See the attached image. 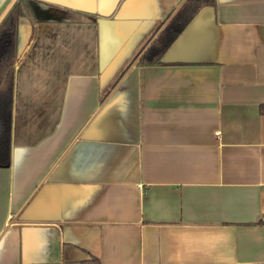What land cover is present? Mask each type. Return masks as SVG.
Here are the masks:
<instances>
[{
    "label": "crops",
    "instance_id": "crops-1",
    "mask_svg": "<svg viewBox=\"0 0 264 264\" xmlns=\"http://www.w3.org/2000/svg\"><path fill=\"white\" fill-rule=\"evenodd\" d=\"M182 2H31L0 264H264V0H218L127 69Z\"/></svg>",
    "mask_w": 264,
    "mask_h": 264
},
{
    "label": "trees",
    "instance_id": "trees-1",
    "mask_svg": "<svg viewBox=\"0 0 264 264\" xmlns=\"http://www.w3.org/2000/svg\"><path fill=\"white\" fill-rule=\"evenodd\" d=\"M33 0H15L0 20V166H9L12 159V122L15 70L21 59L17 53V32L21 22L33 26L30 42L34 38L37 23L31 2ZM218 0H183L158 27L154 35L132 59L127 69L133 65H163L164 57L183 30L204 8H215ZM264 114V105L260 107ZM264 224V218L256 222ZM98 259L84 261V264H99Z\"/></svg>",
    "mask_w": 264,
    "mask_h": 264
},
{
    "label": "water",
    "instance_id": "water-1",
    "mask_svg": "<svg viewBox=\"0 0 264 264\" xmlns=\"http://www.w3.org/2000/svg\"><path fill=\"white\" fill-rule=\"evenodd\" d=\"M14 1H15V0H13V1L11 2V4H10L9 7L7 8V10L4 12V14L2 15V17L6 14V12H7V11L9 10V8L12 6V4L14 3ZM2 17H1V18H2ZM1 18H0V20H1Z\"/></svg>",
    "mask_w": 264,
    "mask_h": 264
}]
</instances>
